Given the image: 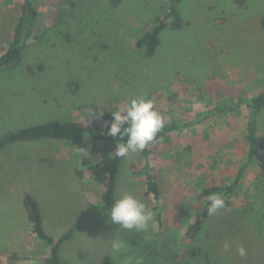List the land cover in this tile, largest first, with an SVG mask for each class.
Returning a JSON list of instances; mask_svg holds the SVG:
<instances>
[{"label":"rangeland","instance_id":"1","mask_svg":"<svg viewBox=\"0 0 264 264\" xmlns=\"http://www.w3.org/2000/svg\"><path fill=\"white\" fill-rule=\"evenodd\" d=\"M35 3L38 19L25 28L19 62L0 71V137L53 120L87 130L77 141L0 150V264H48L50 246L31 231L24 193L37 199L44 228L56 241L73 230L59 249L67 264H100L106 256L115 264H264V110L258 165L242 179L232 206L199 232L191 244L195 256L183 241L201 188L232 183L247 159L244 100L264 90V0H181L182 28L164 29L152 57L136 42L166 15L168 0H123L117 7L108 0ZM19 16L20 0H0V54ZM141 96L154 102L164 125L186 124L145 148L161 192V223L153 198L145 195L143 150L123 159L116 199L132 194L149 206L154 221L148 233L119 230L101 207L104 189L75 173L114 155L120 140L93 136L106 129L109 110ZM223 106L231 111L213 112ZM114 236L126 250L111 248Z\"/></svg>","mask_w":264,"mask_h":264},{"label":"trees","instance_id":"2","mask_svg":"<svg viewBox=\"0 0 264 264\" xmlns=\"http://www.w3.org/2000/svg\"><path fill=\"white\" fill-rule=\"evenodd\" d=\"M123 0H108L112 7H117ZM181 0H168V10L165 16L157 17L151 24L148 31L137 40L136 46L139 49H144L148 57L155 55L160 45V35L166 28L172 30L181 29L183 20L179 13V4ZM38 11L35 0H20V16L14 30L13 37L9 46L0 54V71L12 68L15 66L26 48L25 28L33 26L37 22ZM261 25L264 31V16L261 20ZM244 103L248 110V120L246 125V146H247V159L243 162L238 169L237 175L232 183H220L215 185L203 186L197 195V200L200 203L198 211L195 215L193 222L188 226L184 232L183 241L187 242L190 247L186 248L185 252L189 255L195 256L198 253L196 247L191 246L195 243L196 237L199 232L204 228L205 224L213 217L208 215V196L212 193H219L225 200V207L232 206L233 198L236 196L237 189L242 179L255 168L260 159L263 151V146L259 136V122L258 116L264 110V90L260 91L257 95L245 99ZM231 111L227 107H217L214 113H228ZM209 114V113H208ZM106 129L100 135L93 136L96 139L105 140H120L119 137L113 138L107 135V129L112 121L111 114L105 117ZM186 124H166L158 133L157 138L152 142H162L168 137L169 133L175 130H183ZM86 128L81 124L72 121L53 120L43 124L33 125L23 128L19 131L7 133L0 137V150L16 143L22 142H40L44 140H60V141H77L86 133ZM143 157L145 160V168L143 174L145 176V195L152 197L154 200V211L156 220L162 222V209L160 205L161 192L159 184L154 174V166L150 157V152L143 150ZM124 158L116 157L115 154L107 156L97 161L95 164L88 167L87 171L76 170V175L83 178L86 174L97 185H100L104 191L102 195V208L109 210L113 201L116 199L117 182ZM23 206L25 208L28 221L31 225V231L41 240L48 243L50 246L49 257L45 260L48 264H67L60 258L59 249L60 245L69 240L73 235V230H69L59 240H55L50 236L44 228V220L42 209L37 199L30 193H24ZM261 217L264 222V210L261 212ZM12 258L20 259L17 254L12 255ZM21 260H29L28 258H21ZM100 264H115L113 260L106 256Z\"/></svg>","mask_w":264,"mask_h":264},{"label":"clouds","instance_id":"3","mask_svg":"<svg viewBox=\"0 0 264 264\" xmlns=\"http://www.w3.org/2000/svg\"><path fill=\"white\" fill-rule=\"evenodd\" d=\"M113 117L107 129V135L120 138L114 154L125 158L130 153H137L157 138L164 127V117L155 110L154 102L144 96L136 97L122 109L109 110ZM103 116V110L100 111ZM208 215H215L225 207V200L219 193L208 196ZM112 223L119 225V230H135L148 233L154 221V213L149 206L132 194H125L115 199L107 211ZM150 238V237H149ZM230 242L225 241L223 249L228 251ZM111 248L116 252L126 250V243L119 237L111 239ZM241 257L246 255V249L241 245L237 248Z\"/></svg>","mask_w":264,"mask_h":264}]
</instances>
